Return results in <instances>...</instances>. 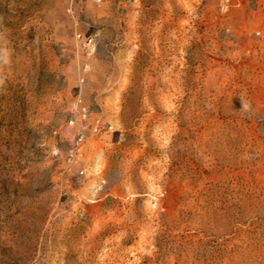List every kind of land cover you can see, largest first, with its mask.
<instances>
[{
  "label": "rangeland",
  "instance_id": "obj_1",
  "mask_svg": "<svg viewBox=\"0 0 264 264\" xmlns=\"http://www.w3.org/2000/svg\"><path fill=\"white\" fill-rule=\"evenodd\" d=\"M0 264H264V0H0Z\"/></svg>",
  "mask_w": 264,
  "mask_h": 264
},
{
  "label": "built area",
  "instance_id": "obj_2",
  "mask_svg": "<svg viewBox=\"0 0 264 264\" xmlns=\"http://www.w3.org/2000/svg\"><path fill=\"white\" fill-rule=\"evenodd\" d=\"M84 48L88 54H93L96 51V43L93 37H88L84 40Z\"/></svg>",
  "mask_w": 264,
  "mask_h": 264
}]
</instances>
